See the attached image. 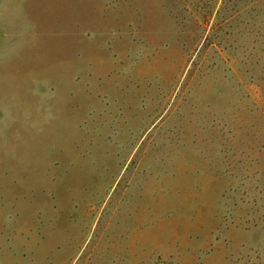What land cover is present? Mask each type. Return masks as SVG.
I'll return each instance as SVG.
<instances>
[{"label":"rangeland","instance_id":"1","mask_svg":"<svg viewBox=\"0 0 264 264\" xmlns=\"http://www.w3.org/2000/svg\"><path fill=\"white\" fill-rule=\"evenodd\" d=\"M0 264H264V0H0Z\"/></svg>","mask_w":264,"mask_h":264}]
</instances>
